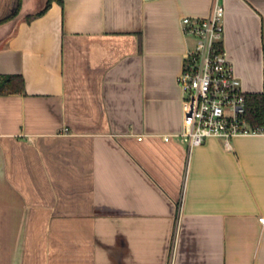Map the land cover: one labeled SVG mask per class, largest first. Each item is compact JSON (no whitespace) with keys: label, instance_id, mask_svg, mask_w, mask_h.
<instances>
[{"label":"crops","instance_id":"0c3cea01","mask_svg":"<svg viewBox=\"0 0 264 264\" xmlns=\"http://www.w3.org/2000/svg\"><path fill=\"white\" fill-rule=\"evenodd\" d=\"M0 0V264H264V136L188 149L185 17L264 97V0Z\"/></svg>","mask_w":264,"mask_h":264},{"label":"built area","instance_id":"2783aa9c","mask_svg":"<svg viewBox=\"0 0 264 264\" xmlns=\"http://www.w3.org/2000/svg\"><path fill=\"white\" fill-rule=\"evenodd\" d=\"M224 14V7L216 3L209 17L182 19L184 33L196 40L178 77L183 92V126L178 136L190 151L212 137L231 149L236 137L264 136V123L255 125L247 116V94L220 47Z\"/></svg>","mask_w":264,"mask_h":264},{"label":"trees","instance_id":"16d2710c","mask_svg":"<svg viewBox=\"0 0 264 264\" xmlns=\"http://www.w3.org/2000/svg\"><path fill=\"white\" fill-rule=\"evenodd\" d=\"M53 0H48L45 12ZM62 2V0H58ZM222 48V45H220ZM24 90V79L21 75H9L0 78V94L17 93ZM247 116L255 125L264 123V97L262 94L254 93L247 95Z\"/></svg>","mask_w":264,"mask_h":264},{"label":"rangeland","instance_id":"374dc122","mask_svg":"<svg viewBox=\"0 0 264 264\" xmlns=\"http://www.w3.org/2000/svg\"><path fill=\"white\" fill-rule=\"evenodd\" d=\"M191 40H192V42H193V46H195V44H196V40H195V38H191Z\"/></svg>","mask_w":264,"mask_h":264}]
</instances>
